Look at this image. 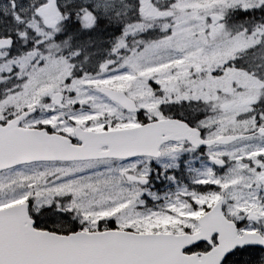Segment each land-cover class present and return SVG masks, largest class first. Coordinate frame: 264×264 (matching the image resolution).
I'll return each instance as SVG.
<instances>
[{
    "label": "snow or ice",
    "instance_id": "snow-or-ice-1",
    "mask_svg": "<svg viewBox=\"0 0 264 264\" xmlns=\"http://www.w3.org/2000/svg\"><path fill=\"white\" fill-rule=\"evenodd\" d=\"M0 15V84L17 82L0 100L57 73L46 106L0 104V264H264V0H9ZM156 31L125 65H149L144 103L63 104L94 74L76 70L84 49L107 34L115 56Z\"/></svg>",
    "mask_w": 264,
    "mask_h": 264
},
{
    "label": "rangeland",
    "instance_id": "rangeland-1",
    "mask_svg": "<svg viewBox=\"0 0 264 264\" xmlns=\"http://www.w3.org/2000/svg\"><path fill=\"white\" fill-rule=\"evenodd\" d=\"M0 7H1V3H0ZM119 10L123 12L124 7L122 6ZM191 23L194 24L195 21H192ZM137 40H138L137 37H130L128 40V44H131L132 42H137ZM96 43H100V44H96L97 51L91 57L93 58V60H95V63L88 62L89 64H91V66L86 67L88 69L91 68L92 66L95 68L94 74L89 75L88 77L85 78L89 82L87 91L82 92L79 95V97H68L67 94H65L63 99V104H68L70 99L78 98L83 100L84 104L82 106V111L81 109L76 110V114H83V115L88 114L90 111H97V112L100 111L99 108H93V104L104 105L107 108L114 107L115 105L110 103L108 100H105V98L96 95L95 91L92 89L93 85H104V86H109L112 88H118L124 90L125 92L129 93L132 97L135 98L138 106L144 103L150 94V90L148 89L147 85L144 83V80L149 75H151V73L145 71L149 67V65L141 63L135 68L130 69L125 67V65L127 64L129 52L132 49H135L137 46L129 47L128 51L119 52L115 56H109L108 55L109 43L106 42H96ZM113 60L115 61V63H111V61ZM101 64L105 65V70L109 73L107 77H101L99 75V71H100L99 66ZM61 68H63V65H61ZM118 69H123V70L118 71ZM56 75L57 73L53 72L50 76L42 78L38 86L29 85L27 90H25L21 85L20 88H18L17 90L19 94H15V93L9 94V96L5 97L4 100H0V104H4V105L13 104L14 107L11 108L10 111H13L14 113L21 111V109H23L25 105H28L29 107L35 104L38 107L46 106L49 102L43 103L42 97L50 90V85L55 84ZM11 87H7L5 84H0V89H6ZM126 88H128L129 91H127ZM56 106L58 110H60V105L58 104ZM181 110L182 109H180L179 106L176 109L177 112ZM31 119L32 118L29 117L27 120L22 122L24 127L30 126ZM103 119H107L106 115L102 117V120ZM131 125L134 124L130 121L128 126ZM13 187H15V185H13ZM17 191L20 192L23 190L17 189ZM163 195L164 192L160 196L163 197ZM159 204H163V199H161V202ZM168 219L169 222L171 220L176 221L174 216L169 217Z\"/></svg>",
    "mask_w": 264,
    "mask_h": 264
},
{
    "label": "flooded vegetation",
    "instance_id": "flooded-vegetation-1",
    "mask_svg": "<svg viewBox=\"0 0 264 264\" xmlns=\"http://www.w3.org/2000/svg\"><path fill=\"white\" fill-rule=\"evenodd\" d=\"M159 2H160L161 6H167L169 4L168 0H159ZM0 3H1L0 13H2L3 10L8 7L9 0H0ZM17 3L18 4L23 3V0H17ZM132 3H133V0H125V5H129L130 6ZM126 10L127 9L124 7V11H126ZM0 21H3V23H0V27H2V30H3L4 25L8 23V18L7 17H3L2 15H0ZM166 22L167 21H163V20L156 21L157 25H162L163 23H166ZM150 36L160 37V33L158 31H156V32L151 33L150 35H147V37H150ZM137 38H140V37H137ZM98 94L101 95L102 97H104L103 94H101V93H98ZM185 158L191 160L190 167H195V168H202L203 167L204 157H201L198 153H193V154H191L190 157L186 155ZM176 174L178 176L180 175L181 178H184V177L188 178V181H185L184 179H181V181H180L181 183H178V184H180V185H188L189 188L192 187L191 178L194 175L192 172H190L188 170L185 171V167H184V169L182 171H178V172H176ZM173 187H174V190H175V186H173ZM174 218L176 219V221H173L172 223H176L178 226H179V223H180L181 219L187 220V217H179L178 215L174 216Z\"/></svg>",
    "mask_w": 264,
    "mask_h": 264
},
{
    "label": "trees",
    "instance_id": "trees-1",
    "mask_svg": "<svg viewBox=\"0 0 264 264\" xmlns=\"http://www.w3.org/2000/svg\"><path fill=\"white\" fill-rule=\"evenodd\" d=\"M242 17H235V20H239L241 19ZM111 27H116L115 26V22H113V26ZM111 31V29L109 30V32ZM96 44H100V43H93L91 46L87 47L86 49L83 50L82 54L80 55V57L78 58V60L76 61V69L77 71L80 70V68L82 67L83 69H86V67H90L91 64H89L88 62H94L95 63V60H93L92 55L97 51L96 50ZM86 55V56H85ZM87 57V59H86ZM80 63V64H78ZM93 67V66H92ZM203 107V106H201ZM241 119H244V117H241ZM152 204L150 203L149 204V207L151 206Z\"/></svg>",
    "mask_w": 264,
    "mask_h": 264
},
{
    "label": "water",
    "instance_id": "water-1",
    "mask_svg": "<svg viewBox=\"0 0 264 264\" xmlns=\"http://www.w3.org/2000/svg\"><path fill=\"white\" fill-rule=\"evenodd\" d=\"M117 95H118V99H120V103L127 109L128 106H132V104H129L128 102H123L122 100V97H120L119 93L116 92ZM18 117H23V112L18 115ZM27 129L28 131H25L24 133H21L19 130H15L12 132V135L9 139V147L10 148H14V147H17L18 145L16 143H14V141L16 140H22V139H27L30 135H31V132H30V128H25ZM7 130V129H6Z\"/></svg>",
    "mask_w": 264,
    "mask_h": 264
}]
</instances>
